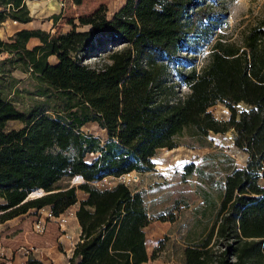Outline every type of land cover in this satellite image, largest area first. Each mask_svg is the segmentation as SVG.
I'll use <instances>...</instances> for the list:
<instances>
[{"label": "trees", "instance_id": "obj_1", "mask_svg": "<svg viewBox=\"0 0 264 264\" xmlns=\"http://www.w3.org/2000/svg\"><path fill=\"white\" fill-rule=\"evenodd\" d=\"M210 13L198 0H126L65 31L21 27L0 36V74L20 69L60 94L51 112L22 111L0 93V219L76 204L79 235L66 264H142L155 256L146 248L142 190L95 182L153 169L157 149L174 147L184 128L199 137L231 129L244 163L223 174L214 218L184 244L182 264H264V15L239 43L214 38L199 66H175L182 47L209 35ZM31 19L24 0H0V26ZM101 54L103 61L89 60ZM215 101L227 107L226 119L208 109ZM236 102L248 107L237 111ZM11 120L21 125L9 127ZM73 176L82 181L71 183Z\"/></svg>", "mask_w": 264, "mask_h": 264}, {"label": "rangeland", "instance_id": "obj_2", "mask_svg": "<svg viewBox=\"0 0 264 264\" xmlns=\"http://www.w3.org/2000/svg\"><path fill=\"white\" fill-rule=\"evenodd\" d=\"M126 0H24L32 19L25 27H41L51 33L65 31L71 22H78V17L91 13L102 6L110 16L113 11L124 4ZM200 4L209 7L211 13L210 32L206 39L194 40L191 47H182L179 54L182 58L175 66H185L190 62L196 65L204 63L209 45L214 38L225 41L240 42L242 32L264 15V0H198ZM11 22L4 21L0 26V36L4 37L13 30ZM194 48V49H193ZM0 53V58L6 56ZM105 54L91 56V62H101ZM187 59L188 62H187ZM0 93L12 100L22 111L38 106L48 111L52 105L60 101L59 92L47 87L32 74L20 69H13L7 74H0ZM61 103V102H60ZM238 111L247 108L242 102L234 104ZM208 109L219 119H226L227 107L220 101H215ZM21 125L19 120L8 122L9 127ZM88 127V128H87ZM98 133L93 124L85 127ZM176 145L172 148L157 149L152 161L154 168L148 171H133L127 180L132 189H141L146 203L149 223L144 227L146 248L150 255L155 251L154 258H149L144 264H182L183 246L191 236L203 234L210 226L214 212L213 202L217 200L219 183L227 169L241 166L244 163V153L232 142V132L208 130L199 137L184 128L175 136ZM192 164L194 169L188 171L185 165ZM82 180L77 177L70 179L77 184ZM118 179L107 177L100 186H110ZM264 184V180L259 179ZM97 185V184H96ZM207 196L209 202L203 199ZM75 210L76 204L70 206ZM161 212L167 219L157 218ZM42 216L45 228L42 231L33 229V222L38 217L37 209L9 219H0V257L11 258L18 262L28 256L36 259V264H64L67 261L68 248L77 239L78 227L67 223L69 236L54 220ZM171 217V219H169Z\"/></svg>", "mask_w": 264, "mask_h": 264}, {"label": "built area", "instance_id": "obj_3", "mask_svg": "<svg viewBox=\"0 0 264 264\" xmlns=\"http://www.w3.org/2000/svg\"><path fill=\"white\" fill-rule=\"evenodd\" d=\"M12 23H16V20H12ZM199 65H197V66H199ZM186 90H187V87L185 85H182L181 91H186ZM133 171H135V170H131L129 172L122 173L118 176H115L114 178L118 179V181H124L126 183L127 180H125L126 178H124V177H127V179L129 180L131 178V173ZM106 179H107V177H103L102 179H99L96 182H100V184H101ZM96 184L99 187H103V185L100 186V185H98V183H96ZM41 192H42V190L40 192H36L35 195L40 194ZM37 214H38V217H36L35 221L33 222V229L34 230L42 231L45 228V222L42 220V216H39L40 214H43V216L45 218H47L48 220H54L55 222H57L58 225L61 227V229H63L64 235L66 237H68L70 235L68 228L66 226H67L69 219L71 217L72 218L75 217V210H73L69 207L67 210H65L59 214H54L53 211L48 206H45V207L38 208ZM78 226H79V223H78ZM77 239L74 242H72V246L77 241ZM0 264H31V263L29 262L28 256H25L24 259H21L18 262H13V260L11 258L3 259L0 257Z\"/></svg>", "mask_w": 264, "mask_h": 264}, {"label": "crops", "instance_id": "obj_4", "mask_svg": "<svg viewBox=\"0 0 264 264\" xmlns=\"http://www.w3.org/2000/svg\"><path fill=\"white\" fill-rule=\"evenodd\" d=\"M27 22H29V21H27ZM11 23H12V21H11ZM26 22H23V23H13L12 24V27H13V30H12V32L14 31V30H16V29H19V28H21V27H25V24ZM11 32V33H12ZM11 33H8L7 35H9V34H11ZM71 223L73 224V226H75V227H78V234H79V226H78V221H77V219H76V217H73L72 219H71ZM77 238H78V236H77ZM71 249H72V247L71 248H68V250L70 251L68 254H67V256H69L70 255V253H71ZM67 263V261L64 263V264H66ZM144 263H146V261L145 262H143L142 264H144Z\"/></svg>", "mask_w": 264, "mask_h": 264}, {"label": "water", "instance_id": "obj_5", "mask_svg": "<svg viewBox=\"0 0 264 264\" xmlns=\"http://www.w3.org/2000/svg\"><path fill=\"white\" fill-rule=\"evenodd\" d=\"M33 192V191H32ZM32 192L29 194V196H34L36 192H34V194H32Z\"/></svg>", "mask_w": 264, "mask_h": 264}, {"label": "bare ground", "instance_id": "obj_6", "mask_svg": "<svg viewBox=\"0 0 264 264\" xmlns=\"http://www.w3.org/2000/svg\"><path fill=\"white\" fill-rule=\"evenodd\" d=\"M37 190H41V189H37Z\"/></svg>", "mask_w": 264, "mask_h": 264}]
</instances>
